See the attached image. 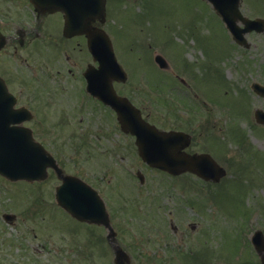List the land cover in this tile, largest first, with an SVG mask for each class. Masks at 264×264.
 I'll return each mask as SVG.
<instances>
[{
  "label": "rangeland",
  "instance_id": "374dc122",
  "mask_svg": "<svg viewBox=\"0 0 264 264\" xmlns=\"http://www.w3.org/2000/svg\"><path fill=\"white\" fill-rule=\"evenodd\" d=\"M107 6L106 28L116 40L118 60L140 77L131 82L148 93V112L163 118L165 126L176 123L202 133L199 149L224 148L221 163L228 173L218 184L175 179L144 168L134 151L123 188L102 185L121 246L132 264H260L251 235L264 233V126L254 117L255 110L264 111V97L252 84L264 83V33L248 34L250 47L238 49L221 19L200 0H109ZM241 9L264 19V0H242ZM154 52L167 59L169 70L158 68ZM156 93L166 110L157 107ZM168 108H175L177 117ZM204 123L207 128L200 131ZM213 136L221 142H211ZM78 164L64 169L82 174ZM96 171H89V180ZM138 171L144 185L134 175ZM57 183L52 178L31 192L36 186L0 178V264H114L106 230L98 239L96 229L55 205ZM2 211L18 219L7 224ZM208 249L212 258L204 254ZM197 251L204 255L196 257Z\"/></svg>",
  "mask_w": 264,
  "mask_h": 264
},
{
  "label": "flooded vegetation",
  "instance_id": "af4514ba",
  "mask_svg": "<svg viewBox=\"0 0 264 264\" xmlns=\"http://www.w3.org/2000/svg\"><path fill=\"white\" fill-rule=\"evenodd\" d=\"M106 24L104 29L111 35ZM94 26L102 27L98 22ZM63 27L64 17L60 12H37L30 0H0V41L4 43L0 50V78L9 91L8 96L12 97L5 103L11 114L4 116L3 120L7 122L6 127L10 130L27 128L32 131L35 140L55 157L65 175L75 176L97 190L106 203L111 224L115 228L116 218L112 209L109 208L107 201L109 195L102 190V185L111 187V189L112 187L117 188L118 185L123 188L128 181L125 177L128 176L127 167L133 161L134 151L140 163L148 170L158 171L175 179L185 176L198 181L202 179L193 173L172 176L148 166L142 160L136 146L135 136L121 128L116 111L88 92L87 70L91 66L98 67V63L94 61L89 52L86 36L66 37ZM111 40L116 53V40ZM162 71L167 70L162 69ZM132 78L135 77L130 75L124 83L113 82V88L118 96L129 100L135 108L140 110L145 121L155 126L160 132L175 131L189 134L191 143L186 149L187 153L191 155L208 154L227 171L221 163L224 148L205 146L206 149H199L196 142L202 141L198 139L199 136H203L202 133L197 135L195 131L181 128L176 123L165 126L163 118H156L152 115L153 112H148L149 96L144 87L140 88L131 82V80L138 82L140 77ZM175 78L182 85H187L183 75L179 76L175 73ZM227 83L226 86L230 87L231 84L232 87V83ZM105 88L109 89V86ZM159 95L160 93L155 94V98L158 99L156 105L166 110V104ZM168 110L170 115L177 117L175 108H168ZM206 128V123H204L200 131H205ZM211 142L219 144L221 141L213 136ZM69 152L72 155H68ZM67 163H79V168L87 172L83 171L82 174L79 170L66 172L64 167ZM95 168H99L100 171H96L93 178L89 180V171ZM134 175L140 184L144 185L143 173L138 171ZM52 178L58 182L54 188L56 190L61 181L53 169L49 170L47 180L31 183L36 187L27 189L31 192L40 191L37 186ZM205 182L212 184L207 181L203 183ZM18 196L19 191L16 192V204ZM6 214H10L13 218L7 221ZM1 216L10 224L18 219V215L12 211H2ZM79 224L96 229L95 235L97 234L98 239L102 237V230L106 229L101 225ZM190 227L194 229L195 225L191 224ZM171 229L174 234L179 230L173 223ZM160 234L164 235L163 232ZM119 239L120 233L117 232L116 244L120 243ZM106 240L111 243L110 248L114 253V240L108 239L107 234ZM201 251H197L196 257H201L208 252H210L209 256L213 257L209 249L204 254ZM191 254L192 252L189 255Z\"/></svg>",
  "mask_w": 264,
  "mask_h": 264
},
{
  "label": "water",
  "instance_id": "95a60500",
  "mask_svg": "<svg viewBox=\"0 0 264 264\" xmlns=\"http://www.w3.org/2000/svg\"><path fill=\"white\" fill-rule=\"evenodd\" d=\"M38 11H61L65 15V34H86L89 48L100 67L87 76H97L90 82L93 93L96 86H112V81L125 82L126 73L114 57L110 42L103 31H91L89 26L96 19L102 22L106 16V0H31ZM220 14L236 42L248 46L245 35L256 31L264 32V20H251L239 10L240 0H208ZM241 22L244 27L238 25ZM3 43H0V49ZM161 68L167 64L161 57L156 58ZM255 91L264 96V87L254 85ZM3 85L0 83V97ZM103 100L117 111L122 127L137 137V147L143 160L152 167L178 175L193 172L205 180L218 181L225 172L208 155L191 156L183 150L190 145V138L184 133L158 132L145 123L139 112L126 99L118 98L112 90L110 94L98 93ZM6 115L8 109L5 108ZM258 123L264 124V112L256 111ZM54 160L38 144L32 141L29 131L3 132L0 130V175L12 180H43L47 168L54 166ZM60 173V170H58ZM60 206L81 221L97 222L109 226L104 203L89 186H84L77 178H63V185L57 190ZM111 235H115L112 232ZM253 244L264 264V238L261 232L253 238ZM127 254L120 248L116 252V264H129Z\"/></svg>",
  "mask_w": 264,
  "mask_h": 264
}]
</instances>
